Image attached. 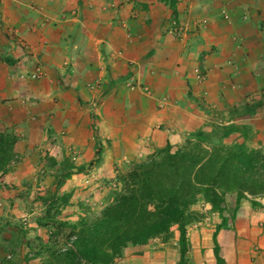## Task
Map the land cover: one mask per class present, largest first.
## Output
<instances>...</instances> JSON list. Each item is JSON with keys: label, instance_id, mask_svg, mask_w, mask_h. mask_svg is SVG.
Returning <instances> with one entry per match:
<instances>
[{"label": "crops", "instance_id": "1", "mask_svg": "<svg viewBox=\"0 0 264 264\" xmlns=\"http://www.w3.org/2000/svg\"><path fill=\"white\" fill-rule=\"evenodd\" d=\"M173 5L0 0V130L16 135L18 159L0 173V258L28 250L12 225L32 213L23 212L38 203L32 194L53 189L44 185L53 181L45 156L86 167L99 145L94 167L69 174L73 186L165 143L174 148L215 120L247 125L253 143L264 136V0ZM257 100L252 113L225 116ZM245 205L229 225L188 227L182 264H264V205ZM116 257L111 264H177V234L126 245Z\"/></svg>", "mask_w": 264, "mask_h": 264}, {"label": "trees", "instance_id": "2", "mask_svg": "<svg viewBox=\"0 0 264 264\" xmlns=\"http://www.w3.org/2000/svg\"><path fill=\"white\" fill-rule=\"evenodd\" d=\"M168 4L173 8V0H168ZM262 103L257 100L230 107V118L250 114ZM233 132L240 135L241 142L218 143ZM250 133L247 125L216 123L208 132L198 129L190 133L173 149L165 143L145 159L131 164L120 178L122 188L114 193L111 202L95 216H83L75 222L56 217L58 204H65L68 197L58 190L66 174L81 172L83 165L68 162V158L56 162L45 156V170L53 178V189L38 196L44 211L36 224L49 225L54 232L61 233L66 246H44L45 256L40 264H111L126 245L144 244L165 236L172 225L178 233L177 264H182L185 227L195 220L190 206L202 199L218 209L224 193L231 191L239 197L247 193L264 195V148L246 147ZM16 139L11 131L0 130V173L8 171L18 160L13 151ZM17 238L23 240L14 236ZM27 249L30 250L29 246ZM28 256L22 259L27 261ZM14 258L3 256L0 264H18L19 259Z\"/></svg>", "mask_w": 264, "mask_h": 264}, {"label": "rangeland", "instance_id": "3", "mask_svg": "<svg viewBox=\"0 0 264 264\" xmlns=\"http://www.w3.org/2000/svg\"><path fill=\"white\" fill-rule=\"evenodd\" d=\"M254 102V101H253ZM252 103V102H251ZM229 110L226 112L225 116L230 117ZM216 119V118H215ZM214 119V120H215ZM213 123H208L209 129L208 130H202L208 132L211 128L212 124L216 123H223L222 121ZM237 133V132H235ZM252 131L249 135V137L246 139V147L248 148H264V136L259 135L258 137H255V142L250 139L252 137ZM236 135V134H234ZM234 135L224 137L222 140H220L219 144H230L233 142H237L234 139ZM240 137V135L238 134ZM254 136V135H253ZM241 138V137H240ZM194 139L192 140V142ZM217 143V142H216ZM94 153L92 159L89 161L92 164L87 165L86 167L83 166V172L86 173V169L90 170L92 167H94L97 162L99 161V153H100V147L99 145H94ZM156 149V148H155ZM154 149V150H155ZM173 149V148H172ZM151 154V153H150ZM148 154V155H150ZM147 155V156H148ZM147 156L142 158V156L135 158L133 161L121 163H116L113 167V175L110 177L101 175L96 176L97 174H94L93 178L81 176L79 178H74L73 180V186H69V183L66 182V179L69 177V174H66L65 180L61 187L58 190V193L66 194L68 195L66 203L65 204H58L59 213L56 217L69 222H75L80 217H88L91 218L95 216L100 209L107 203L111 202L112 197L115 192L119 191L122 188V183L120 178L125 173V171L131 166V164L136 161L145 159ZM95 162H92L94 161ZM72 160L68 158V162ZM52 182H44V185H52ZM46 189V188H45ZM78 189L79 191H84L86 193L85 195H72L73 190ZM46 191L48 189L44 190V193L42 195H45ZM74 196V197H73ZM34 198V201H37L38 203L35 205H32L29 209L27 207H24L23 212L31 213L30 215H22L21 218H17L14 221V224L12 225V231H16L14 233L15 237H22L23 238V244L24 247L30 248L24 254L23 256H28L29 259L31 258H37V264H40V262L43 260L45 256L44 246L51 245L55 248H64L66 244L63 242L61 233H56L52 229L51 226H44V225H37L36 220L41 215H43L44 211V205L41 203V201L37 198L38 195L32 194L31 196ZM70 199L73 200V202H70ZM98 203V206L96 208V205ZM246 204L244 209H249V207L252 206H258L263 207L261 204L264 205V195H255L252 196L250 194H244V196L239 197L234 191L226 192L223 195L222 201L219 203V208H213L210 206L209 203L206 201L199 199L196 201V203L192 206H190V209L195 212V220L191 221L186 227L185 231L188 227L196 226V225H206L212 226V228H216L217 226L222 227L223 225L227 224L229 225L230 221L234 219V215H236V211H238V207L241 204ZM74 205V206H73ZM25 216V219L22 217ZM201 223V224H198ZM19 232V233H18ZM175 234L178 235L177 230L174 225L170 226L165 236H160L158 238L167 239L172 238ZM73 237L69 238L72 239ZM28 245V246H27ZM68 245V244H67ZM38 251V252H36ZM37 253V254H36ZM36 254V255H35ZM32 256V257H31ZM27 257V258H28ZM117 257H115L116 259ZM28 259V260H29ZM114 261V259H113ZM112 261V262H113ZM21 262H24L23 264H26V259H22L20 257L18 264H22ZM35 262V263H36ZM14 263V262H13Z\"/></svg>", "mask_w": 264, "mask_h": 264}]
</instances>
